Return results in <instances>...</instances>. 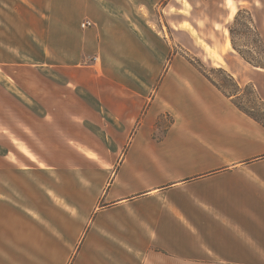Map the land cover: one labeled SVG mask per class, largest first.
<instances>
[{"label":"crops","instance_id":"0c3cea01","mask_svg":"<svg viewBox=\"0 0 264 264\" xmlns=\"http://www.w3.org/2000/svg\"><path fill=\"white\" fill-rule=\"evenodd\" d=\"M189 1L27 6L30 65L72 92L61 118L82 126L57 155L0 166V264H264V126L175 53L201 22Z\"/></svg>","mask_w":264,"mask_h":264},{"label":"rangeland","instance_id":"374dc122","mask_svg":"<svg viewBox=\"0 0 264 264\" xmlns=\"http://www.w3.org/2000/svg\"><path fill=\"white\" fill-rule=\"evenodd\" d=\"M33 1L35 0H0L1 167L7 166L8 161L22 164L30 158L61 153L65 148L66 134L82 126L77 121L73 123L71 119L61 118L66 113H61L65 108L58 99L62 98L63 93L68 91L70 96L72 92L30 65L35 62L31 56L42 53L40 44L33 38L35 25L30 21L34 18L27 7ZM185 4L188 9H194L193 15L200 18L201 22L195 26L186 23L184 27L192 33L195 29L199 38L194 33L192 36L190 33L189 36L176 33L173 36L175 53H182L180 47H183L193 64L202 63L214 79L224 84L229 92L235 93L234 86L224 72L232 71L241 85L240 96L236 100L247 110L264 118V68L258 69L250 65L236 49L237 52L227 48L226 31L234 23V20L230 21V13L235 16L237 10L241 9L236 5L237 0H190ZM244 5H249L252 12L242 8L249 10L251 15L242 11L239 22L233 26L235 41L242 51L264 63V0H251V4L244 2ZM145 14L147 15V11ZM153 14L152 20L156 23L140 27L142 33L151 38H154V33L148 27H153L159 35H162L163 29L166 30L163 23L158 21V11L154 9ZM216 21L223 23H215ZM229 36L231 39L230 30ZM231 45L228 46L234 47L232 41ZM48 48V62L61 60L54 47H51L52 52ZM211 48H215L219 55ZM170 52L172 53L171 47ZM209 57L216 59L210 60ZM217 58L228 64V70L218 66L220 63L216 61ZM248 85H252L253 89ZM5 179L4 175L0 176V180Z\"/></svg>","mask_w":264,"mask_h":264},{"label":"trees","instance_id":"16d2710c","mask_svg":"<svg viewBox=\"0 0 264 264\" xmlns=\"http://www.w3.org/2000/svg\"><path fill=\"white\" fill-rule=\"evenodd\" d=\"M246 11L249 15H251L250 11L247 9H239V11L237 10L238 13L235 14L234 16V23L233 25L229 28L230 30V35H231V41L232 44L234 46V49H236L238 51V53L240 54V56L250 65L254 66V67H260V68H264V63L256 60L253 56L245 53L244 51H242L238 46L237 43L235 41L234 38V28L233 26L239 22L240 19V15L242 13V11ZM250 19H252V17L250 16ZM198 69L215 85L217 86L225 95L229 96V97H233V102L234 104L242 111L246 112L247 114H249L252 118H254L255 120H257L258 122H260L263 126H264V118H261L258 114L254 113L252 110H247V108H245L244 106H242L240 104L239 101L236 100V97L238 98L241 92V85L239 84V82L235 79V77L229 73L228 71L224 70V72L226 73L227 77L230 79L232 85L234 86V90L236 91L235 93H231L228 91L227 87L218 82L216 79H214L206 70V68L204 67V65L202 63H194ZM249 87H251V89H253L252 85H248Z\"/></svg>","mask_w":264,"mask_h":264},{"label":"bare ground","instance_id":"6f19581e","mask_svg":"<svg viewBox=\"0 0 264 264\" xmlns=\"http://www.w3.org/2000/svg\"><path fill=\"white\" fill-rule=\"evenodd\" d=\"M190 29H191V27H190ZM193 33H194V36L196 37V38H199V35H198V33L195 31V29H193ZM203 43H205L204 41H202ZM222 61V60H221Z\"/></svg>","mask_w":264,"mask_h":264},{"label":"built area","instance_id":"2783aa9c","mask_svg":"<svg viewBox=\"0 0 264 264\" xmlns=\"http://www.w3.org/2000/svg\"><path fill=\"white\" fill-rule=\"evenodd\" d=\"M86 25H91V23L89 21H87V23H83V26L85 27Z\"/></svg>","mask_w":264,"mask_h":264}]
</instances>
